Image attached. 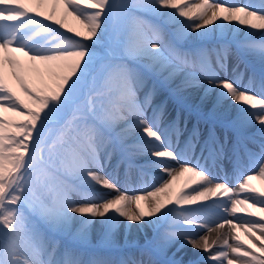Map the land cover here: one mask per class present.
I'll list each match as a JSON object with an SVG mask.
<instances>
[{"label": "snow or ice", "instance_id": "snow-or-ice-1", "mask_svg": "<svg viewBox=\"0 0 264 264\" xmlns=\"http://www.w3.org/2000/svg\"><path fill=\"white\" fill-rule=\"evenodd\" d=\"M254 179L264 0H0V264H264Z\"/></svg>", "mask_w": 264, "mask_h": 264}, {"label": "bare ground", "instance_id": "bare-ground-1", "mask_svg": "<svg viewBox=\"0 0 264 264\" xmlns=\"http://www.w3.org/2000/svg\"><path fill=\"white\" fill-rule=\"evenodd\" d=\"M194 2H199V0H194ZM242 2H245V0H242ZM49 7L50 6H45L44 7V11H48L49 10ZM66 23H67V25L69 26V27H76V28H79V23L77 22V21H75L72 17H68L67 18V20H66ZM227 38H233V34H231V33H228L227 35H226V39ZM235 40H239V39H242L243 38V34H240V35H237V36H235ZM195 36H194V34H189V36H188V40H189V42H194L195 41ZM17 55H19L20 57H21V59L23 60V59H26V58H24L21 54H17ZM246 60H248V61H252V57H246L245 58ZM233 60V59H232ZM234 61V60H233ZM198 103V100L195 98V96H193V98H192V100L190 101V104L192 105V106H194L195 107V105ZM171 110V109H170ZM201 128H203L202 126H201ZM135 174V173H134ZM134 174H133V178H132V181L130 182V184L129 185H126L125 186V184L123 183V180H121V183H122V186H124V187H127V188H129V189H132V188H140V187H142V186H145V185H142V184H139V183H137V182H135V177L136 176H134ZM187 175L188 174H185V176L184 177H181V178H179L177 181H175L174 183H173V185H172V188H171V191L174 193L175 191H177L183 184H184V182H185V180H186V178H187ZM146 180H147V183L148 184H150V181L148 180V178L146 177ZM235 180H236V178H231L230 179V181H229V183H230V185H234L235 183ZM255 185V184H254ZM257 187H259L261 190H264V183H262L260 186H257ZM163 195V194H162ZM251 211H257L256 209H252ZM261 215H264V213H261ZM210 216H211V214H210ZM209 216V217H210ZM211 227H213V228H215L216 227V224H212L211 225ZM225 231H228V227L227 226H225V229H224ZM203 234V233H202ZM215 232H213L212 233V236H215ZM258 235H259V233H257ZM240 235H241V238L242 239H246L247 237L245 236V234L243 233V230L241 229L240 230ZM231 242H234V241H232L231 239H230V243Z\"/></svg>", "mask_w": 264, "mask_h": 264}, {"label": "rangeland", "instance_id": "rangeland-1", "mask_svg": "<svg viewBox=\"0 0 264 264\" xmlns=\"http://www.w3.org/2000/svg\"><path fill=\"white\" fill-rule=\"evenodd\" d=\"M236 38H227V41L229 42V41H232V42H230L229 44H233V46H235V44H236V41L237 40H235ZM243 39V38H242ZM240 40V39H239ZM231 46V49H232V45H230ZM233 52V51H232ZM232 59L234 60L235 58H234V54H233V56H232ZM172 105L170 104V107H171ZM193 107V109L195 108L194 106H192ZM188 114H185V116H187ZM154 175H159V173H155ZM149 177V181L150 182H152L151 181V175H149L148 176ZM257 181H260V179H254L253 181H252V184L254 183V182H257ZM142 187H144V186H142ZM202 234V233H201Z\"/></svg>", "mask_w": 264, "mask_h": 264}]
</instances>
